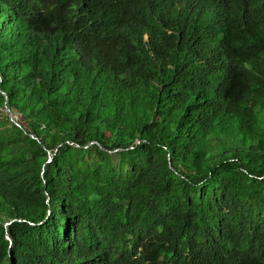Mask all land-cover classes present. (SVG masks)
<instances>
[{"label":"trees","instance_id":"1","mask_svg":"<svg viewBox=\"0 0 264 264\" xmlns=\"http://www.w3.org/2000/svg\"><path fill=\"white\" fill-rule=\"evenodd\" d=\"M0 264H264V0H0Z\"/></svg>","mask_w":264,"mask_h":264},{"label":"water","instance_id":"2","mask_svg":"<svg viewBox=\"0 0 264 264\" xmlns=\"http://www.w3.org/2000/svg\"><path fill=\"white\" fill-rule=\"evenodd\" d=\"M3 110L7 113L9 121H11L13 124L17 125L18 127H20V125L14 120L11 111L5 105L3 107ZM51 158H52V154H48V157H47V161L46 162L50 161ZM9 222L5 223V225L8 224ZM6 238L9 239L7 236H6Z\"/></svg>","mask_w":264,"mask_h":264},{"label":"rangeland","instance_id":"3","mask_svg":"<svg viewBox=\"0 0 264 264\" xmlns=\"http://www.w3.org/2000/svg\"><path fill=\"white\" fill-rule=\"evenodd\" d=\"M5 112V111H4ZM12 113V112H11ZM12 115H13V118H14V120L19 124V125H22V119H21V115L18 113V112H16V111H14L13 113H12ZM9 222V221H8ZM10 222H11V220H10ZM9 222V223H10Z\"/></svg>","mask_w":264,"mask_h":264}]
</instances>
